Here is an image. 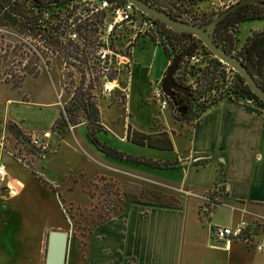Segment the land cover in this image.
<instances>
[{
    "label": "rangeland",
    "instance_id": "rangeland-1",
    "mask_svg": "<svg viewBox=\"0 0 264 264\" xmlns=\"http://www.w3.org/2000/svg\"><path fill=\"white\" fill-rule=\"evenodd\" d=\"M161 2L167 7L182 4L187 10L195 8V12L208 13H219L228 5L226 0L223 4H220L218 0H199L196 6H191L189 0H161ZM78 3V0H73L71 5L75 6ZM51 11L47 13L46 18L59 21L60 15H51ZM188 12L190 14V11ZM74 25H71L72 28ZM254 25L262 29L264 28V21L252 20L239 23L233 53L245 37L246 30ZM85 33L88 35V39L83 42L78 38H70L71 43L69 45L79 48V53L76 54L69 47L74 57L72 61L64 58V52L59 46L49 48L43 44L42 40L32 39V43L39 46V73L35 76H26L18 87H12L9 83L4 82L0 73V107L5 101L8 105L7 98H11L9 103L10 114L20 118L29 133L45 137L50 135L46 137L50 149L43 157L29 152L26 145L17 142L9 132H5L2 138L5 141L10 140L13 142L21 159L35 158L32 162L34 167H32L47 181L49 176L54 178L53 181L58 186L57 191H55L56 198H61L65 202L63 206L65 213L63 212V214H65L67 220L66 230L70 235L66 264H83L86 252L87 258L90 260H103L102 244L109 242L120 244L122 242L120 241L122 237L117 229L118 226L112 224L113 229L109 230L110 223L97 228L99 234L104 235L102 241L96 240V237H89L95 223L99 221L97 220V213L99 211L104 212L101 208L102 202L112 205V203H115L114 196H118L121 198V202L119 201L121 206L123 203H150V201L158 199L152 193L153 190L162 192L157 187L165 188L163 185L168 182L169 175L172 179H179L182 173L180 168L163 169L143 162L136 163L129 159H119L100 150L89 140L86 134L84 111L78 105L79 97L83 98L89 95L99 110V119L101 122L104 121L103 123L107 129H100L96 132L98 139L113 148L133 155L155 156L168 160H175L177 156L173 150L141 145L127 139L128 130H131L130 126L139 130H153L159 127L160 124H164L171 129L176 144H178V147L180 146L178 150L182 152V144L185 141L187 142L188 137L187 126L185 125L195 124L197 121L196 118L187 120V123L177 120L171 114L169 106L162 109L153 97V87L156 80L161 79L162 74L164 75L163 71L167 67L168 56L162 44L155 42L149 36L141 35V37L132 41L131 45L126 46L130 31L127 29L120 30L117 33L116 40H112V46L116 45L120 53L130 52L132 57L138 61L137 63L134 62L131 68L130 85L128 84L126 64L123 63V60L119 65V70L113 68L116 64L110 65L106 73L108 77L114 76L117 86L108 94L102 88L104 70L103 63L97 60L99 48L92 44L98 38L95 37L93 31ZM1 35L2 39L10 44H19L20 40L24 39L14 27H0ZM61 38L63 39L64 36L61 35ZM17 57V52L10 53L9 60L0 64V70L2 71L9 66L13 58L15 62ZM114 60L120 61L118 57ZM193 80V75H187L184 84L193 83ZM234 99L243 101L241 98ZM250 105L254 106L264 118L263 106ZM68 107L76 109L75 118L77 122L74 124L73 118L68 119V117H74L72 112L70 116L65 115V118L71 124V128L68 122H66V128L61 132L52 128L57 113L64 111V109L67 110ZM177 113V110L173 111V114ZM42 128H46L49 134L45 135ZM124 134L126 138L122 137ZM54 148L55 152H53ZM101 159L113 164L131 166L136 171L130 173L131 171L123 168L124 171L120 180L122 183L120 184L112 178L102 179V176H95V174L104 172L113 176L119 173L100 163L99 160ZM146 171H154L153 173L156 174L155 184H150L144 179ZM35 180L37 179L35 178ZM29 185L33 186L32 183ZM210 191L211 189L206 190L201 196L200 214L205 209V203H208L203 197L209 196L210 198ZM218 197L220 200L223 198L222 194ZM212 201L214 200L210 199V205H212ZM58 204L61 209L59 201ZM117 212L119 211L112 212L110 216ZM209 214L210 212L207 213V217H209ZM202 216L200 217L202 220H208L206 216ZM224 216V211H219L214 218L222 219ZM93 219L95 222H92ZM121 250L122 252H129V254L132 251L135 253L133 243L129 238L125 239V236ZM124 261L126 264H134L130 258H125Z\"/></svg>",
    "mask_w": 264,
    "mask_h": 264
},
{
    "label": "crops",
    "instance_id": "crops-1",
    "mask_svg": "<svg viewBox=\"0 0 264 264\" xmlns=\"http://www.w3.org/2000/svg\"><path fill=\"white\" fill-rule=\"evenodd\" d=\"M226 1L229 4L234 0ZM259 28L254 25L246 33ZM137 61L135 58L134 62ZM10 100L7 98L8 105L5 101L0 107V164L6 169L5 183L0 185V264H44L49 230H66L65 202L56 198L55 191L37 181L26 164L29 162L34 167L35 158L22 160L13 142L2 138L9 132L8 119L29 133L21 119L10 114ZM185 126L188 137L182 144V152L171 129L164 124L153 130L130 126L131 130L153 137L162 132L171 141L172 148L163 150L175 151V160L150 157L177 161L174 167L181 169V177L172 179L169 175L163 185L165 188H157L174 196L178 202L175 205L123 203L119 212L95 223L89 236L102 241L104 235H100L97 228L110 223L109 230L113 229L112 224L118 226L122 242L102 244L104 259L100 261L88 259L86 252L83 264H126L125 258H130L134 264H264V250L246 247L236 238L227 243L215 241L208 234L209 224L235 226L242 218L250 223L264 220V118L254 106L225 96L208 106L195 124ZM42 130L46 135L47 129ZM125 134L122 137L126 138ZM195 159L200 161L194 164ZM99 161L119 174L97 172L95 176L112 178L119 184L123 168L130 173L136 171L131 166ZM153 172L146 171L144 177L150 184L156 183ZM53 180L49 176L48 181L56 185ZM214 187L223 198L210 212L208 220H202L201 196ZM219 211H224L225 216L215 219ZM124 236L133 243L135 253L122 252Z\"/></svg>",
    "mask_w": 264,
    "mask_h": 264
},
{
    "label": "trees",
    "instance_id": "trees-1",
    "mask_svg": "<svg viewBox=\"0 0 264 264\" xmlns=\"http://www.w3.org/2000/svg\"><path fill=\"white\" fill-rule=\"evenodd\" d=\"M146 1L165 9L175 17L198 21L200 24L206 23L217 14V12H195V8L192 10L189 8L187 10L182 4H177L175 7H167L161 0ZM189 1L191 6H196L198 5L197 2H199V0ZM71 4L72 0H0V27H14L24 37V39L20 40L19 44H10L2 39V35L0 36V64L9 60L10 53L17 52L18 55L15 62L13 58L9 66L2 71L0 70L4 82L9 83L12 87H18L26 76H35L39 73V46L36 43H32V39L36 41L42 40L43 44L49 48L59 46L64 52V58L66 60L72 61L74 59L70 49L78 54L79 48L77 46L74 48V45H69L71 43V31L75 30L77 38L83 42L88 39V35L85 32L96 31L98 29V22L87 19L79 20V15L75 14V7ZM50 11L51 15H60L59 21H52L46 18L47 13ZM188 11H190V14ZM252 20L264 21L263 2H244L232 9L218 22L211 35L220 46L233 52L236 34L239 31V23ZM156 21L160 28L159 40L157 41L152 35H150V38L162 44L169 61L191 43H195V47L189 55L193 53H198L199 55L198 60L194 62L188 61L186 57L189 55L182 56L174 71L175 80L183 85H185L187 75L194 76L193 83L185 85L188 87L187 90L176 92L173 99L169 98L170 112L177 120L187 122V120L194 118L198 119L208 106L225 96L239 99L252 98L253 104L259 107L264 104V101L250 89L243 76L235 69H232L229 64L215 56L197 36L188 31H175L159 20ZM72 24H75L73 28L71 26ZM61 35L64 36V40L61 38ZM69 47L71 48L69 49ZM235 53L246 65L256 81L264 88V28L252 30L245 35ZM78 105L84 111L86 134L89 140L100 150L119 159H129L136 163L143 162L154 167L171 168L176 166L177 161L129 154L100 141L96 132L100 129H105L99 119L100 113L95 102L89 95H86L83 98L79 97ZM181 108H184V110L181 111ZM75 110L73 107H68L67 110L64 109L65 112L59 111L53 121L52 128L60 132L63 131L66 128V122H68L69 118H73L75 124L77 122ZM174 110H177L178 113L173 114ZM72 112L74 117L72 116L66 119L65 115L70 116ZM6 128L17 142L26 145L29 152L40 156L35 147L30 145L29 134L24 132L15 121L8 119L6 121ZM127 139L141 145L161 149L172 148L171 141L162 132L158 133V137H153L151 134L133 129L128 130ZM199 161V159H195L193 163L197 164ZM26 164H28L31 172L38 180L44 185H47L52 191H57L56 185L47 181L41 174H38L29 162H26ZM101 178L106 180L105 177ZM216 190H218L216 187L211 189L210 199L214 201H212V205L209 202L205 203V209L201 211L202 214L199 212L200 217L201 215H203L202 217H207V213L211 212L221 202L218 197L221 194H218ZM113 192L115 193L116 191ZM152 193L158 199H154L155 201H150V203L175 205L178 202L170 194L158 190H153ZM114 201L115 203H112V205H107L105 202H102L101 208L104 212L99 211L97 213V220L100 221L101 219L109 217L112 212L120 210L121 198L114 196ZM92 222H95L94 219Z\"/></svg>",
    "mask_w": 264,
    "mask_h": 264
},
{
    "label": "built area",
    "instance_id": "built-area-1",
    "mask_svg": "<svg viewBox=\"0 0 264 264\" xmlns=\"http://www.w3.org/2000/svg\"><path fill=\"white\" fill-rule=\"evenodd\" d=\"M78 5H75V14L79 15V20L87 19L89 21H97L98 29L93 31L96 41L92 44L99 48L97 52V60L103 63V90L108 94L117 86L116 79L108 77L106 71L112 64H116L115 70H119V65L123 60L126 64L128 84L130 81L131 68L134 64V59L130 52L125 51L120 53L116 45L112 46V40H116L117 33L122 29L130 31V37L126 46L131 45L138 37L152 35L158 41L160 28L157 19L144 13L137 8L129 0H78ZM73 2V0H72ZM185 17V16H184ZM180 18V17H178ZM180 19L200 24L198 21L187 20L183 17ZM204 24V23H203ZM248 33L244 34L247 35ZM72 38H77V33L72 30L70 33ZM115 44V43H114ZM233 53V52H232ZM236 54V53H234ZM119 58L120 61H115L114 58ZM189 62L197 61L198 53H193L186 57ZM170 62V61H169ZM232 68V67H231ZM233 69V68H232ZM153 97L164 109L169 106V97L160 86V80H157L153 87ZM245 103L253 104L252 98H243ZM263 106V107H262ZM264 113V104L262 105ZM69 123V122H68ZM70 128L71 124L69 123ZM29 134V143L38 151L39 157L45 156L50 149V144L46 137L38 136L37 134ZM49 134V132H48ZM6 169L0 164V185L5 183ZM207 202L210 201L209 196L203 197ZM208 234L215 241L229 242L232 238L239 239L246 247H252L256 250H264V220L250 223L244 218L240 219L235 226L209 224Z\"/></svg>",
    "mask_w": 264,
    "mask_h": 264
},
{
    "label": "water",
    "instance_id": "water-1",
    "mask_svg": "<svg viewBox=\"0 0 264 264\" xmlns=\"http://www.w3.org/2000/svg\"><path fill=\"white\" fill-rule=\"evenodd\" d=\"M137 8L153 18L164 23L175 31H188L193 33L200 39L211 52L223 62L229 64L235 69L247 82L250 89L264 101V88L256 81L252 73L246 65L241 61L240 57L222 46H220L212 37L211 33L216 28L218 22L228 14L232 9L238 7L244 2H263L264 0H236L227 5L223 10L217 13L212 19L204 24L192 23L178 17L173 16L168 11L160 8L146 0H129ZM195 43H191L180 53L172 57L166 67L164 75L160 79V86L166 95L173 99L176 92L185 91L187 86L180 84L174 78V71L182 56L189 55L194 49ZM184 108H181L183 111ZM48 133V132H47ZM69 244V233L62 229H51L48 232L46 254L44 264H66V255Z\"/></svg>",
    "mask_w": 264,
    "mask_h": 264
}]
</instances>
